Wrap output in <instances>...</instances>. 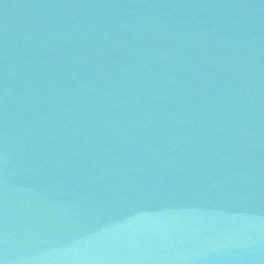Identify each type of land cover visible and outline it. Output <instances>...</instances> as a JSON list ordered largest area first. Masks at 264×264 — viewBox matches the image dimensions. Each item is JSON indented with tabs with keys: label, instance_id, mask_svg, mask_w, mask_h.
Here are the masks:
<instances>
[{
	"label": "water",
	"instance_id": "obj_1",
	"mask_svg": "<svg viewBox=\"0 0 264 264\" xmlns=\"http://www.w3.org/2000/svg\"><path fill=\"white\" fill-rule=\"evenodd\" d=\"M0 264H264V0H0Z\"/></svg>",
	"mask_w": 264,
	"mask_h": 264
}]
</instances>
